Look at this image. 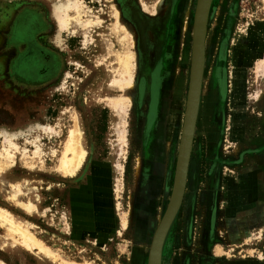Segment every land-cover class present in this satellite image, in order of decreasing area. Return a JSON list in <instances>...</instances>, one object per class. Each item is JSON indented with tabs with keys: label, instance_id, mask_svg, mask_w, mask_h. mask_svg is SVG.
I'll return each instance as SVG.
<instances>
[{
	"label": "rangeland",
	"instance_id": "374dc122",
	"mask_svg": "<svg viewBox=\"0 0 264 264\" xmlns=\"http://www.w3.org/2000/svg\"><path fill=\"white\" fill-rule=\"evenodd\" d=\"M82 1L95 22L71 34L58 26L53 9L58 0H0V148L7 128L29 155L39 144L44 161L25 167L16 154L8 171L0 173V206L30 224L66 264H147L175 180L197 0ZM263 21L264 0H211L190 159L191 166L200 165L199 182L196 187L186 183L161 264H264V156L258 158L256 202L236 218L226 217V186L209 187L215 165L232 175L242 152H264V140H259L264 135V69L257 71L264 57ZM131 50L132 85L121 87L112 80L128 72L114 54ZM118 95L130 104L117 111L110 100ZM73 114L87 156L77 175L64 177L56 165L75 125ZM223 118L225 126L218 128ZM241 118L245 129L238 130ZM48 125L54 130L45 131ZM91 164L98 169L92 193L76 217L71 191L87 185ZM17 183L18 198L31 199L36 211L10 200V186ZM217 209L224 217L215 232ZM0 260L57 264L10 242H0Z\"/></svg>",
	"mask_w": 264,
	"mask_h": 264
},
{
	"label": "bare ground",
	"instance_id": "6f19581e",
	"mask_svg": "<svg viewBox=\"0 0 264 264\" xmlns=\"http://www.w3.org/2000/svg\"><path fill=\"white\" fill-rule=\"evenodd\" d=\"M54 7L55 8L53 9L55 11V17H56L60 30H66V31H69L71 34H76L78 32L80 33V30H79L80 28L86 31V28H88L90 25H92V23L95 22L94 15L90 11V9H87L86 5L83 3L82 0H64V1L58 0V2L55 3ZM114 14L116 16V19L118 20L119 12L115 6H114ZM117 23L114 25L117 28H120L122 31H124L125 37L130 36L127 28L121 25L120 23L119 24ZM85 31H84V34H86ZM114 55H116V59L118 61L117 64L119 66H123L122 69L128 72V76L122 77V73H121L119 78L117 77L113 78L112 81L116 82L121 87L131 86L132 79H133V68H134L133 60L135 57L134 52H132L131 50L129 52L124 53L123 55L119 53H116ZM261 69L262 70L264 69V57L259 61L257 71H260ZM59 84H62V80L61 82L60 81L57 82V85ZM188 91H189V86H188ZM118 96L113 99L111 98L112 100H110L111 101L110 104L112 105L113 103L114 105L113 107L117 111L121 110L122 106H126V105L128 106L130 104V100L127 97L125 96L118 97ZM200 100H201V97H200ZM73 115H74L73 119L75 121V125L70 127L67 132V136H66V139L63 145V150L61 152V155L58 158L59 160L56 165V171L60 172L64 177H73L77 175V173L81 169L86 159V156H87V150L84 147L83 137H82L83 130L81 128L79 119L77 118L76 114H73ZM44 129L45 131L54 130L53 127L49 125L44 126ZM4 130H5L4 138L2 137L3 142L1 141L2 146L0 148V173L1 174H4L5 172L8 171L10 166L14 163L17 153H20L21 155L20 157L22 159L21 161L24 163L25 167H28V166L34 167L36 164L35 163L36 160L40 161L43 164L44 161L42 160V157H41L42 147L39 144L36 145L35 150L32 151L33 153L32 154L30 153L31 155H29L27 148L26 147L21 148L19 144L15 141L16 134H12L7 128H4ZM122 135L124 138V134ZM91 169L93 170H91L86 176L90 179L91 185H92L93 184L92 178L93 177L95 178V174H96L94 172H96L98 169L95 171V167L92 164H91ZM87 186L88 185H86L83 188L71 191L70 197L73 201L72 206H71V212L74 215H76V217L79 214H81L84 208H86V204H84V201L88 200L87 199L88 193L91 191V187H87ZM10 189L12 191L10 194V200L15 202L18 206H20V208H23L24 210H27L28 212L36 211L37 208L31 199L27 201H22L18 198L19 193L22 192L21 187L18 183L11 184ZM122 216H124V214H122L121 217ZM0 226L3 227L5 230V234L0 235V242H3V244L10 242L12 245H18L26 250L35 252L38 255H43L46 258L52 261H55L57 264H66L63 260H60V258L58 257L59 254L57 255L50 248V246L46 245L43 240L37 237V235L32 231L30 224L25 223L24 221H20L19 219H17V217L14 216L12 212H10L8 209L2 206H0ZM122 226L123 228L127 226L126 215L122 218ZM149 251H150V248H149ZM0 264H7V263L0 260ZM147 264H148V258H147Z\"/></svg>",
	"mask_w": 264,
	"mask_h": 264
},
{
	"label": "water",
	"instance_id": "95a60500",
	"mask_svg": "<svg viewBox=\"0 0 264 264\" xmlns=\"http://www.w3.org/2000/svg\"><path fill=\"white\" fill-rule=\"evenodd\" d=\"M210 5L211 0H197L194 20L193 51L189 91L187 95L185 115L179 144L175 180L170 200L152 238L148 256V264H161L163 244L170 225L182 203L186 188L200 105L206 50V31Z\"/></svg>",
	"mask_w": 264,
	"mask_h": 264
},
{
	"label": "crops",
	"instance_id": "0c3cea01",
	"mask_svg": "<svg viewBox=\"0 0 264 264\" xmlns=\"http://www.w3.org/2000/svg\"><path fill=\"white\" fill-rule=\"evenodd\" d=\"M260 24L264 26V21L261 22ZM245 123L246 122L243 120V118H241L238 124L236 125L238 130L245 129ZM219 124L225 126L224 118L221 119L220 122L218 121L217 123L218 128H219ZM250 137L249 139H251ZM260 138L259 140L262 142L264 140V135ZM259 156H264V152H258V153H256L255 151L242 152L239 162L233 163L236 164L233 165L235 166L236 171H234V174L232 175L230 174L223 175V169L222 166L220 165H215L214 168L210 169L209 172L211 177V181H210L211 183L209 187L215 189L216 187L226 186V192H225V194L227 195L225 198V206H226L225 213L227 214L226 217L230 219H234L238 216V214L242 211V209H245L247 208V206L256 202V198L258 196V188L260 186V180H261L260 179L261 171L259 168L261 164H260V159L258 160ZM200 169L201 168L199 164H195L194 166L191 165L189 166V175L187 181L188 183H191V185L194 187H196L197 183L199 182ZM91 170L93 169H91V165H90L87 174ZM87 185L88 187L91 186L90 179L88 180ZM91 193L92 190L88 193L87 199H89ZM195 197L196 196H190L189 200H192ZM70 202L72 206L73 201L71 197H70ZM85 202L86 201H84V204H86ZM222 214H224V211L220 212L219 209H217L216 215L213 216L212 226L214 227L213 228L211 227V229L215 232H217L219 226V220L222 217H224L221 216ZM84 234L87 233L85 232ZM101 235L104 234L101 233Z\"/></svg>",
	"mask_w": 264,
	"mask_h": 264
},
{
	"label": "flooded vegetation",
	"instance_id": "af4514ba",
	"mask_svg": "<svg viewBox=\"0 0 264 264\" xmlns=\"http://www.w3.org/2000/svg\"><path fill=\"white\" fill-rule=\"evenodd\" d=\"M162 90L161 89H159V96H160V92H161ZM160 100V98L158 99V104H159V101ZM174 100V99H173Z\"/></svg>",
	"mask_w": 264,
	"mask_h": 264
}]
</instances>
